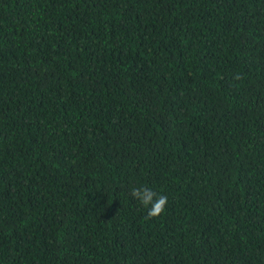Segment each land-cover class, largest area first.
Returning a JSON list of instances; mask_svg holds the SVG:
<instances>
[{"label": "trees", "instance_id": "16d2710c", "mask_svg": "<svg viewBox=\"0 0 264 264\" xmlns=\"http://www.w3.org/2000/svg\"><path fill=\"white\" fill-rule=\"evenodd\" d=\"M0 264H264V0H0Z\"/></svg>", "mask_w": 264, "mask_h": 264}, {"label": "clouds", "instance_id": "9594fccd", "mask_svg": "<svg viewBox=\"0 0 264 264\" xmlns=\"http://www.w3.org/2000/svg\"><path fill=\"white\" fill-rule=\"evenodd\" d=\"M133 198L140 201V203L148 209V218L159 217L166 208L167 197L158 195L155 191L147 187H134L131 190Z\"/></svg>", "mask_w": 264, "mask_h": 264}]
</instances>
